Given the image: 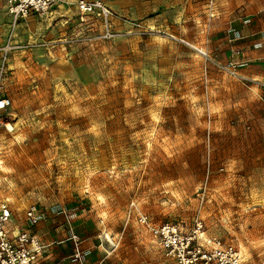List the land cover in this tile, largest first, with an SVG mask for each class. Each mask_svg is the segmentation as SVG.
<instances>
[{
  "label": "rangeland",
  "instance_id": "1",
  "mask_svg": "<svg viewBox=\"0 0 264 264\" xmlns=\"http://www.w3.org/2000/svg\"><path fill=\"white\" fill-rule=\"evenodd\" d=\"M263 11L264 0H57L15 22L0 0V47H19L5 81L19 124L0 128L12 225L31 208L41 221L65 212L105 263L164 264L141 212L201 223L204 239L262 264L264 90L229 73L224 39Z\"/></svg>",
  "mask_w": 264,
  "mask_h": 264
},
{
  "label": "built area",
  "instance_id": "2",
  "mask_svg": "<svg viewBox=\"0 0 264 264\" xmlns=\"http://www.w3.org/2000/svg\"><path fill=\"white\" fill-rule=\"evenodd\" d=\"M4 1L8 14L16 22L18 19H26L32 15L46 13L57 0ZM208 7L210 17L212 18L214 16L212 1H209ZM94 9H96V5L84 1H81L79 4V10L82 14H89ZM104 15V27L106 33L109 35V20L106 18L107 15ZM17 48L19 47L11 43V40L0 47V128H4L5 130H7L6 124L11 122L9 110L12 107V99L5 90L9 53ZM227 69L231 75L239 77L237 64L231 62L227 66ZM135 208V204L132 203L130 205L129 218ZM62 214L69 225V216L65 212ZM26 220L28 224L27 230H13L12 212L8 205H1L0 264H48L44 258L46 246L33 233L34 227L41 221L39 211L36 208L29 209L26 212ZM137 221L144 232L150 235L157 243L162 253L164 264H243L240 250L233 244L223 243L215 238L204 239L201 235V223H197L193 229L186 230L178 223H154L148 215L141 212L137 215ZM72 239L75 240L74 235ZM75 256L79 257L80 253L77 252Z\"/></svg>",
  "mask_w": 264,
  "mask_h": 264
},
{
  "label": "crops",
  "instance_id": "3",
  "mask_svg": "<svg viewBox=\"0 0 264 264\" xmlns=\"http://www.w3.org/2000/svg\"><path fill=\"white\" fill-rule=\"evenodd\" d=\"M6 5V4H5ZM37 16L27 17L33 20ZM226 45L227 60L237 64L238 74L245 80L264 90V11L255 17L238 19L231 24ZM65 217L48 213L47 218L33 229V233L46 246L44 258L48 264H107L98 255L91 239L79 240L75 234H84L81 227L73 233L65 223ZM26 215L19 225H12L15 231L27 230ZM75 236V240L72 239ZM76 252L81 258L76 259ZM79 256V257H80Z\"/></svg>",
  "mask_w": 264,
  "mask_h": 264
},
{
  "label": "bare ground",
  "instance_id": "4",
  "mask_svg": "<svg viewBox=\"0 0 264 264\" xmlns=\"http://www.w3.org/2000/svg\"><path fill=\"white\" fill-rule=\"evenodd\" d=\"M18 124H19V121L15 122V123H13V122H9V123H7V124H6V129H7V131L11 132V131L14 130L15 128H17ZM0 165H1V162H0ZM201 235H202V237H204V236H203V233H201Z\"/></svg>",
  "mask_w": 264,
  "mask_h": 264
}]
</instances>
